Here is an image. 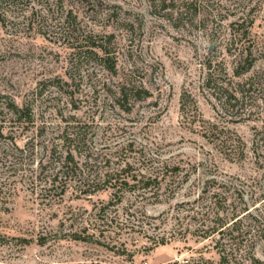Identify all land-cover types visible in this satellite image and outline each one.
I'll use <instances>...</instances> for the list:
<instances>
[{
    "label": "rangeland",
    "instance_id": "374dc122",
    "mask_svg": "<svg viewBox=\"0 0 264 264\" xmlns=\"http://www.w3.org/2000/svg\"><path fill=\"white\" fill-rule=\"evenodd\" d=\"M88 35L107 41L110 61L100 53L76 61L74 39ZM125 81L138 93L120 104ZM0 96L35 117L18 128L0 110V264H172L201 251L217 261L212 240L193 234L191 217L183 221L189 233L155 241L178 212L204 211L214 180L253 172L249 153L264 138V0L7 2ZM78 127L74 180L63 196L60 189L42 200L48 162L74 149L61 136ZM222 142L247 148L248 157L230 156ZM123 169L130 178L165 176L159 196L152 197L158 184L116 196L99 182ZM152 222L165 224L154 233ZM97 229L110 238L89 236ZM256 254L264 260V243Z\"/></svg>",
    "mask_w": 264,
    "mask_h": 264
},
{
    "label": "trees",
    "instance_id": "16d2710c",
    "mask_svg": "<svg viewBox=\"0 0 264 264\" xmlns=\"http://www.w3.org/2000/svg\"><path fill=\"white\" fill-rule=\"evenodd\" d=\"M11 1L14 2V0H0V6ZM70 25L71 23L69 22L68 30L71 29ZM71 33L73 34L74 32ZM72 46L77 58L76 61H80L88 53H95L97 56L100 53L101 58L105 61H110L111 59L107 41H98V37L88 35L82 40L77 37L76 40L74 39ZM250 54L252 53L247 52L243 60L247 61L250 58ZM251 66L249 65L242 71L237 72V75L248 72L252 68ZM104 67L111 72L117 73L115 65H104ZM137 93L138 91L135 90V87L125 81L119 86L115 100L120 104L128 103L136 97ZM4 100L5 97L0 96V110L2 108L7 109L8 114L11 116L10 121L13 122L14 126L20 128L21 126L35 124L34 112L28 105L20 106L15 101L8 103ZM182 108L185 112L184 105H182ZM61 140L64 146L68 143L74 146V149L68 148L59 160H50L51 162H48V165H51L52 168L51 174L44 181L39 178L42 185V193L40 194L42 200H54L55 194L60 189V194L63 196L66 193L65 188L74 180L72 175L79 168L75 158L77 152L75 148L83 142L80 127L73 129L71 132L66 131V134L61 136ZM258 140L249 153L254 157L252 173L223 182L214 180V192L209 197L210 202L204 206V211H196L194 216L190 215V213L183 215V213L178 212L172 229L165 231L164 235L159 237L157 242L155 241L156 247L163 246L170 244L172 240L176 239L177 235L181 236L189 233L191 229L189 226L186 227L183 221L191 217V219L195 220L193 234L200 236L204 240H212L214 250L218 254L219 259L217 261L207 259L201 251L198 257L175 261L172 264H264V260L256 254L257 248L264 243V138L259 137ZM223 143L221 147H225L224 152H228L230 156L239 157V159L248 157L247 148H241L240 144L227 145ZM53 149L52 147L50 155H52ZM177 170L178 167H174L173 172ZM126 172H128V169H123L119 174H107L99 182L111 185L116 196L119 193L136 189L151 191L158 184L159 188L152 194V197L159 196L157 192L161 190V183L166 180L165 176L161 178L159 176H142L139 178L133 175L130 178L123 175L128 174ZM80 182L81 186L89 185L90 188L97 181L96 179L92 180L91 185L85 180H80ZM85 192L90 193V191ZM207 194L208 192L204 190L199 200L204 201ZM199 200L196 202H199ZM198 216H201V218ZM162 223L165 224L164 222ZM143 224L145 222L139 226L142 228ZM148 224L150 225L148 231L152 230L154 233L161 228L159 222ZM97 232H99V237H105V230L100 229H97L94 234L89 236H96ZM74 234H77V231ZM105 238H110V236Z\"/></svg>",
    "mask_w": 264,
    "mask_h": 264
}]
</instances>
